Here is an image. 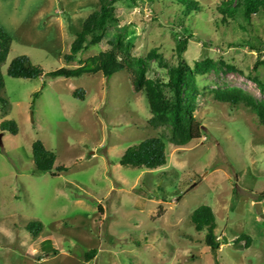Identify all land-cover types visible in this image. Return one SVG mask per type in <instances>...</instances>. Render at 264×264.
<instances>
[{
	"label": "rangeland",
	"instance_id": "1",
	"mask_svg": "<svg viewBox=\"0 0 264 264\" xmlns=\"http://www.w3.org/2000/svg\"><path fill=\"white\" fill-rule=\"evenodd\" d=\"M195 1L200 12L185 18L174 0H112L119 25L67 62L76 32L101 0H0V25L12 39L2 66L0 123L12 120L19 129L16 136L2 133L0 145V264H216L205 233L191 223L201 206L212 208L216 236L226 241L219 264H264V219L255 206L264 215V126L244 105L219 102L212 93L238 87L264 100L249 78L258 53L248 44L264 43V14L251 26L238 17L226 27L216 23L223 0ZM182 25L194 35L184 52L188 35L180 42L175 37ZM119 32L134 57L153 51L160 57L148 62V79L168 81L167 67L179 55L191 68L207 59L216 63L196 76L195 118L203 137L184 147L166 143L167 164L156 170L120 164L128 148L166 134L148 125L145 93L133 91L125 69L109 77L93 72ZM21 56L45 73L85 74L9 77L8 66ZM257 76L264 81V65ZM78 89L83 100L73 97ZM35 141L56 155L55 168L67 170L39 172ZM31 221L43 226L36 236L27 229ZM241 234L252 238L250 248L233 246Z\"/></svg>",
	"mask_w": 264,
	"mask_h": 264
},
{
	"label": "trees",
	"instance_id": "2",
	"mask_svg": "<svg viewBox=\"0 0 264 264\" xmlns=\"http://www.w3.org/2000/svg\"><path fill=\"white\" fill-rule=\"evenodd\" d=\"M153 2L154 0H148ZM180 6L183 17H191L193 13L200 12V4L195 0H174ZM220 19L216 22L218 25L228 27L238 17L251 26L255 16L264 14V0H223L217 7ZM120 23L115 14V8L112 0H101V7L98 11L93 12L83 23L82 29L76 32V39L72 43L70 55H65L67 62H71L81 51L87 46L100 44L105 36L107 29L116 27ZM181 33H175V37L180 42V37L187 34L184 39V46L180 48L181 52L186 50V46L190 39L194 38L191 29H187L183 25ZM243 30L247 27L241 26ZM251 42V41H250ZM251 50L258 53L257 60L252 68L249 78L257 85L259 91L264 95V81L258 76L257 72L264 65V43H260L259 47H253L248 43ZM12 39L3 30L0 25V103L2 102L1 92L5 89L2 66L6 63L8 54L11 51ZM180 52V53H181ZM160 57L153 51L147 58H137L131 54V47L126 43L124 33L119 32L116 37L109 41L108 48L102 52L99 63L93 72H103L107 77L111 75L114 69H125L129 72L131 85L135 93L144 92L148 101L149 109L152 117L148 121V125L154 130L164 129L166 134L161 137L149 138L138 145L128 148L120 159L123 167L145 168L148 170H156L167 164L166 143H170L177 147H184L195 140L203 137V128L196 121L195 111L199 96L196 76L204 75L210 69L216 68V63L211 60H205L202 63H196L191 68L183 61L179 55L178 63L173 67H167L168 81L162 79H148L147 66L152 59ZM161 65H165L162 60ZM224 64V63H221ZM233 70V67L227 66ZM85 74L84 69L71 70L61 68L53 72H47L36 65H33L26 56L17 57L8 66L7 75L17 79H35L45 75L50 78H80ZM214 98L222 103L233 106L244 105L252 113H254L259 124L264 126V100H257L246 90L233 87L216 89L212 91ZM85 91L78 89L74 92L75 99L83 100ZM37 94L34 98H37ZM34 103V101H33ZM1 133H10L14 136L18 135L19 129L17 124L12 120H5L0 123ZM32 156L36 169L39 172H63L65 167H56V155L49 151L41 141H35L32 145ZM237 198L235 197L236 202ZM263 200V195L260 200ZM191 223L197 232H204V243L209 248L210 253L216 264L218 262V252L226 241L221 243L216 236L217 221L216 216L209 206H201L191 214ZM27 229L31 234L36 236L42 229L41 224L33 221L28 223ZM225 242V243H224ZM233 246L237 248H250L252 238L246 234H241L233 242ZM95 254L90 251L87 259L89 260Z\"/></svg>",
	"mask_w": 264,
	"mask_h": 264
},
{
	"label": "water",
	"instance_id": "3",
	"mask_svg": "<svg viewBox=\"0 0 264 264\" xmlns=\"http://www.w3.org/2000/svg\"><path fill=\"white\" fill-rule=\"evenodd\" d=\"M2 137H3V134L0 133V145H2ZM256 212L260 215V217L262 219H264V215L263 213H261V204L260 203H256Z\"/></svg>",
	"mask_w": 264,
	"mask_h": 264
}]
</instances>
